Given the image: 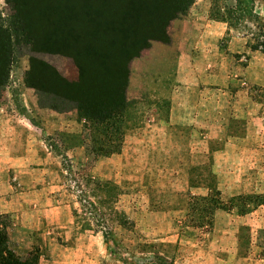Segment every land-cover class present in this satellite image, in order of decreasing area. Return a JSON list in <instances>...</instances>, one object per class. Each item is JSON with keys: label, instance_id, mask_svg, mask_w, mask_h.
<instances>
[{"label": "rangeland", "instance_id": "374dc122", "mask_svg": "<svg viewBox=\"0 0 264 264\" xmlns=\"http://www.w3.org/2000/svg\"><path fill=\"white\" fill-rule=\"evenodd\" d=\"M158 1L0 0L12 35L0 84V214L19 255L264 264V22L256 16L248 29L254 54L229 25L192 40L190 5L166 41L143 42L154 8L172 3ZM210 2L204 15L230 24V2ZM127 12V23L139 13L129 33ZM125 67L122 111L87 116L88 95L109 103ZM207 193L222 204L202 227L192 202Z\"/></svg>", "mask_w": 264, "mask_h": 264}, {"label": "trees", "instance_id": "16d2710c", "mask_svg": "<svg viewBox=\"0 0 264 264\" xmlns=\"http://www.w3.org/2000/svg\"><path fill=\"white\" fill-rule=\"evenodd\" d=\"M156 3H158V0H154ZM193 0H172L171 6L168 8H154V15L149 20L152 22L154 20V32L151 33L148 36H145L141 39V41L146 42L147 40L154 39L158 41H166L167 39V28L170 24V22L178 17V15L182 14ZM142 12V11H141ZM150 14L148 10L145 12H142V15ZM126 16V29H123L125 33H129V27L131 25H134V21H136L139 17V13L132 17V21L127 23V17L129 16V13H125ZM136 25V24H135ZM135 26L131 28L130 32H134ZM12 35L10 32H8L6 29H4L2 26H0V84L4 81V76L6 75V64H7V55H8V47L9 43L11 42ZM137 35L134 33H130L129 39V47L130 44L134 45L137 41L135 39ZM125 55L127 53H131L129 51V48L122 43V49H121ZM91 76V74H90ZM127 76L126 67L121 72V83L119 86H117L116 93L112 97V100L103 105L101 104H91L89 103V95L86 99V107L85 111L87 116H90L95 119H103L110 115L119 114L120 111H122L124 106V95H123V89L125 86V80ZM258 197V196H257ZM193 206H192V216H191V222H199V225L202 227H208L210 226L211 220H212V211L214 208L218 207V204H222L220 201L214 199V197L211 196V194L207 193L205 196L201 197H193ZM259 199L261 200L260 203H264V193L263 195H259ZM258 202V201H257ZM243 211V210H241ZM195 212H201L200 217L193 218V214ZM197 217V216H196ZM8 219L6 215L0 214V264H38V256L32 252L28 251L25 255H19L16 253L12 247L9 244V232H8ZM195 223V224H196ZM111 233L105 232L104 233V239H109Z\"/></svg>", "mask_w": 264, "mask_h": 264}, {"label": "crops", "instance_id": "0c3cea01", "mask_svg": "<svg viewBox=\"0 0 264 264\" xmlns=\"http://www.w3.org/2000/svg\"><path fill=\"white\" fill-rule=\"evenodd\" d=\"M211 0H193L189 6V11L195 16L191 18L188 16V22L190 23V29H188V35L192 40L200 39V41H206L212 39L222 33L226 26H230L233 31V38L240 49L248 54L249 50L251 54H254V47H248V36L250 26H254V18L257 16L264 22V0H226L230 2L231 9V22L224 19H211L204 15L211 6ZM229 6V5H228ZM225 5L220 6L223 11ZM192 15V16H193ZM204 15V16H203ZM201 18L203 19L201 21ZM202 28V30H200ZM247 29L242 31L240 29ZM190 51H186L189 54Z\"/></svg>", "mask_w": 264, "mask_h": 264}]
</instances>
